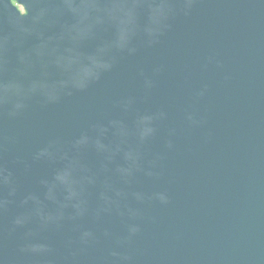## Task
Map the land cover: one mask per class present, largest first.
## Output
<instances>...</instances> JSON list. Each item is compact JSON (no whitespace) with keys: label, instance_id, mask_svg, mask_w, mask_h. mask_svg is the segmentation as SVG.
I'll return each instance as SVG.
<instances>
[{"label":"water","instance_id":"obj_1","mask_svg":"<svg viewBox=\"0 0 264 264\" xmlns=\"http://www.w3.org/2000/svg\"><path fill=\"white\" fill-rule=\"evenodd\" d=\"M0 264H264V0H0Z\"/></svg>","mask_w":264,"mask_h":264}]
</instances>
